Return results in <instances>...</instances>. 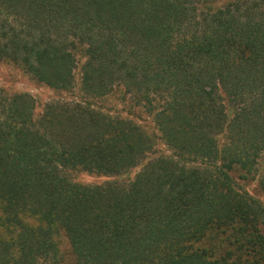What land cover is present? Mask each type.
<instances>
[{
	"label": "trees",
	"instance_id": "obj_1",
	"mask_svg": "<svg viewBox=\"0 0 264 264\" xmlns=\"http://www.w3.org/2000/svg\"><path fill=\"white\" fill-rule=\"evenodd\" d=\"M17 16L25 26L19 31L9 24L12 18L17 23ZM0 22V60L17 63L39 82L67 89L81 63L87 94L106 95L114 86L141 88L148 111L177 154V160L153 159L127 188L89 192L93 201L104 197L118 204L116 229L111 250L105 244L96 248L89 239L82 252V238H73L82 264L103 263V251L110 264H147L154 247L219 217L238 222L235 231L264 225V205L236 189L227 172L237 159L246 174L256 172L264 182L259 159L264 150V0H0ZM152 92L164 95L151 99ZM5 98L6 93L0 95V185L13 183L0 189L2 198L33 192L44 208L68 209L82 197L63 188L64 180L58 185L60 166L121 173L138 163L139 151L149 149L148 138L128 123L94 115L86 119L85 111L70 112L64 121L53 115L54 105L36 123L29 95ZM228 120L230 142L219 149L215 133ZM67 133L71 137L65 142ZM198 155L228 156L226 171L188 168L183 158ZM33 246L24 264H35L49 250L55 255L48 238ZM163 264L193 261L183 255Z\"/></svg>",
	"mask_w": 264,
	"mask_h": 264
},
{
	"label": "rangeland",
	"instance_id": "obj_2",
	"mask_svg": "<svg viewBox=\"0 0 264 264\" xmlns=\"http://www.w3.org/2000/svg\"><path fill=\"white\" fill-rule=\"evenodd\" d=\"M17 17H19L17 23H13L12 18L9 24L19 31L25 26L20 24L24 20L20 16ZM2 23L0 22V25ZM9 27L5 26L4 28L8 30ZM81 65L79 63L74 69L73 85L67 89H60L39 82L17 63L0 60V95L6 93V98L9 99L16 93L29 95L32 100L30 110L36 123L46 112L51 111L49 110L51 105H54L53 115H60L64 121L70 112L75 114L76 111L77 113L85 111L83 114L86 119L94 115V117H105L128 123L136 127L140 134L143 133L142 136L148 138L149 149L139 151L136 154L138 163L121 173L99 172L85 169L78 164L66 168L60 166V170L56 174L61 177L60 180L65 181V184L61 180L58 185L61 187L63 184V188L68 187L76 192L79 191L82 197V199L72 202L73 204L66 205L68 209L57 207L58 211H56L44 208L40 199L35 196L37 193L33 192H27V194L15 198L0 196V238L2 239L0 254L2 253L4 259L0 264H24L23 257H29L30 253L34 252L32 249L30 250L34 247L33 244L47 238L55 247V255L53 257L49 250L47 255L34 259L35 264L85 263L84 259L77 257L73 251V238L77 236L81 237L83 241L79 244V250L82 252L87 250L85 243L89 239L96 248L105 244L111 250L108 245L112 242L110 239L116 229L113 217L118 204L106 201L104 197H97L93 201L94 198L89 192L111 185L127 188L149 164L153 163L151 162L153 159L155 161L163 158L178 159L173 147L167 144V139L158 127L154 115L148 111L147 105H145L147 103L143 98L144 91L139 92L141 88L136 85L127 89L123 86H114L111 92L106 95L87 94L81 85ZM162 92L161 94L150 93L151 99L156 96L162 97L164 95ZM155 104L157 106V102ZM1 109H3L2 105H0V112H3ZM4 111L6 113V110ZM230 121L228 120V124H225L226 128L223 131L216 130L215 139L219 142V149L230 142ZM60 127L63 130L65 124ZM57 130H59L57 132L62 131ZM64 137V141L67 142L71 136L67 133ZM129 140L132 141V138ZM214 158L202 159L198 155L197 157L185 156L183 159L187 162L188 168L208 167L209 171L214 169L226 171L225 165L229 157H219L217 160H213ZM259 159L261 160L260 165L263 164L264 150L261 151ZM227 172L231 175L234 183L232 185L236 189L239 188L241 192H247L264 205V182H261L258 173L246 174V170L240 166L237 159H234L232 169ZM12 183V180L2 181L0 189L8 188ZM9 189L5 191L9 192ZM83 189L88 191L83 193L81 191ZM6 194L8 195V193ZM228 201L226 203L231 204L233 200ZM229 221L219 217L212 223L206 224L201 230L191 229L178 240L156 246L147 254L145 262L147 264H163L176 257L186 255L191 257L193 264H264V225L253 227V231L243 226L244 229L237 231V228L235 231L234 227L239 223L236 221L227 223ZM105 235L108 237L104 239ZM91 251L93 254H97V252ZM96 260H93L92 263L97 264ZM102 260L103 263L99 262L100 264H110V257L104 255V251Z\"/></svg>",
	"mask_w": 264,
	"mask_h": 264
}]
</instances>
